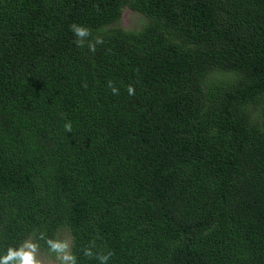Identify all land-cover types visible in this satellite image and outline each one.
Wrapping results in <instances>:
<instances>
[{
	"label": "trees",
	"instance_id": "obj_1",
	"mask_svg": "<svg viewBox=\"0 0 264 264\" xmlns=\"http://www.w3.org/2000/svg\"><path fill=\"white\" fill-rule=\"evenodd\" d=\"M63 233L59 264H264V0H0V260Z\"/></svg>",
	"mask_w": 264,
	"mask_h": 264
},
{
	"label": "rangeland",
	"instance_id": "obj_2",
	"mask_svg": "<svg viewBox=\"0 0 264 264\" xmlns=\"http://www.w3.org/2000/svg\"><path fill=\"white\" fill-rule=\"evenodd\" d=\"M138 23H139V17L137 16V14L133 13L128 9H125L123 11L120 20V27L127 30L137 29L139 27ZM68 244H69V238L65 233H63L59 236V240L57 243V247L59 249H62L63 254H58L54 258H50L49 256L46 257L43 254H41L39 251L32 249L30 245L25 246L24 253L31 254L35 260V264H59V259L60 258L65 259L66 257L65 252L67 250Z\"/></svg>",
	"mask_w": 264,
	"mask_h": 264
},
{
	"label": "clouds",
	"instance_id": "obj_3",
	"mask_svg": "<svg viewBox=\"0 0 264 264\" xmlns=\"http://www.w3.org/2000/svg\"><path fill=\"white\" fill-rule=\"evenodd\" d=\"M71 29L74 33V35H76L78 38L80 37H84L86 35H88V30L78 26V25H72ZM77 44L78 46H80V41L79 39L77 40ZM109 87H112L111 82L109 83ZM128 94L130 96L135 94V89L130 85L128 86ZM112 93L114 95H118V90L115 87H112ZM65 129L68 132L72 131V127H71V123H67L65 124ZM9 261H15L16 264H35V260L33 258V256L29 253H23L21 252H17V251H13V250H9L8 255L6 257L3 258V260H0V264H9Z\"/></svg>",
	"mask_w": 264,
	"mask_h": 264
}]
</instances>
